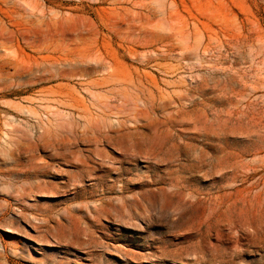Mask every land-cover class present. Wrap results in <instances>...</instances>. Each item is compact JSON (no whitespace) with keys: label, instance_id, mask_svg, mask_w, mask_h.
<instances>
[{"label":"rangeland","instance_id":"1","mask_svg":"<svg viewBox=\"0 0 264 264\" xmlns=\"http://www.w3.org/2000/svg\"><path fill=\"white\" fill-rule=\"evenodd\" d=\"M0 264H264V0H0Z\"/></svg>","mask_w":264,"mask_h":264}]
</instances>
